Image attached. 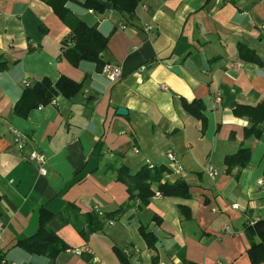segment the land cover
I'll list each match as a JSON object with an SVG mask.
<instances>
[{"label":"crops","instance_id":"0c3cea01","mask_svg":"<svg viewBox=\"0 0 264 264\" xmlns=\"http://www.w3.org/2000/svg\"><path fill=\"white\" fill-rule=\"evenodd\" d=\"M67 5L108 37L101 59L119 66L121 75L112 81L104 65L98 70L88 60L73 65L62 54L72 45L70 30L43 1L0 0L3 264H251L250 243L260 240L251 226L264 219V121L259 137H244L250 121L233 109L264 98V0H140L132 15ZM147 23L151 33L144 30ZM239 43L253 49L262 65L241 59ZM237 61L242 65L232 66ZM62 75L82 82L76 95L57 94L26 116L15 113L25 82L31 86L42 77L55 82ZM193 99L204 105V124L182 107L181 100ZM11 127L28 136L23 150ZM240 146L251 148L249 163L227 171L224 156ZM168 149L176 152L182 170L164 173V179H184L190 197L156 191L144 205L138 197L129 199L117 168L169 167ZM32 150L46 156V174L25 160ZM209 164L215 176L206 172ZM70 203L79 213L124 207L87 239L74 225L81 217L63 225L57 234L70 248L53 261L17 243L37 232L42 208L64 211ZM180 203L189 206L190 219L180 214ZM141 228L155 236L151 246Z\"/></svg>","mask_w":264,"mask_h":264},{"label":"trees","instance_id":"16d2710c","mask_svg":"<svg viewBox=\"0 0 264 264\" xmlns=\"http://www.w3.org/2000/svg\"><path fill=\"white\" fill-rule=\"evenodd\" d=\"M49 5L54 13L68 26L69 41L72 42L70 47L64 48L62 54L73 64L76 65L81 60L92 61L99 70L104 65L101 59V52L106 48L108 37L102 34L95 25H89L84 20L74 15L69 7L68 2H77L82 6L93 9L98 12L106 8L97 0H41ZM112 4V8L121 10L128 15H132L140 0H107ZM32 51L33 49H29ZM239 57L245 61H251L262 65V61L257 53L246 46L238 44ZM82 87V82L72 80L66 76H60L58 80L52 82L48 77H42L33 85L26 86L21 96L17 100L14 111L16 114L26 116L28 112L38 106L45 105L52 101L57 94H62L67 98L76 95ZM184 110L194 117L201 119L204 124V115L202 109L204 105L200 99L192 101L181 100ZM237 116H246L250 125L244 128V137H259L262 133L261 123L264 121V98L256 104L239 103L233 109ZM251 148L249 146H240L235 153L227 154L223 158L226 170L232 167H245L250 160ZM172 169L166 165H143L135 172H131L125 165H121L116 170V179L126 185L128 198L138 197L141 204H147L150 197L155 192L163 196L177 198H189L190 190L188 183L177 178L174 181L164 179V173L171 172ZM120 206L116 211L122 210ZM178 210L185 219L191 218V211L188 205L178 204ZM116 211H109L99 215L96 211L79 213L75 204L70 203L61 211L50 212L44 208L41 210L39 217V227L35 234L27 238L18 240V244L35 255H45L54 260L55 256L70 248L69 244L63 240L57 231L65 224L75 218L81 217L80 225L76 226L78 232L87 239L89 234L102 228L104 218L112 216ZM250 227V226H249ZM258 231L260 240L251 241L249 253L251 264H256L264 260V219H259L251 226ZM142 236L151 246L155 241V236L149 230L141 228ZM87 260L92 256L81 253ZM3 258L0 256V264H3ZM186 264H195L187 262Z\"/></svg>","mask_w":264,"mask_h":264},{"label":"built area","instance_id":"2783aa9c","mask_svg":"<svg viewBox=\"0 0 264 264\" xmlns=\"http://www.w3.org/2000/svg\"><path fill=\"white\" fill-rule=\"evenodd\" d=\"M145 7V6H143ZM90 12H92V9L89 10ZM121 27H124V25H121ZM144 30L146 33H151V31L153 30V25L151 23H147L144 24ZM33 47H35L33 45ZM242 63L240 61H237L235 63L232 64V66H241ZM147 64H142L140 66V70H145L147 68ZM103 71L108 75V78L112 81L117 80L120 75H121V69L119 66H112V65H104L103 67ZM26 85H29V82H25ZM217 99H219V96L217 97ZM54 102V100H53ZM11 133L13 134V139H14V143L17 146V148L19 150H23V148L25 147L27 141H28V136L23 133L21 130L15 128V127H11L10 128ZM134 152H138V150L135 148ZM166 159L169 162V167L174 170V171H179L182 170V164L176 154V152L172 149H168L165 153ZM25 160H27L28 162H31L33 164L36 165L38 172L42 175L46 174L47 169H46V156L42 153L39 152L37 150H32L31 152H29L28 154H26L24 156ZM150 167H153V165H149ZM206 172L208 173V175L210 176H215L217 174V170L214 168L213 165H208L206 167ZM156 195H159V192H156ZM97 210V208H95ZM99 215H102L101 212H97ZM110 223H112V221H110ZM1 231H2V225L0 224V237H1ZM226 233L231 234L232 230L228 227H226L225 229ZM74 252L76 254H81L82 251L75 249ZM130 264H141L139 261H133ZM154 264H167L164 261H157Z\"/></svg>","mask_w":264,"mask_h":264},{"label":"water","instance_id":"95a60500","mask_svg":"<svg viewBox=\"0 0 264 264\" xmlns=\"http://www.w3.org/2000/svg\"><path fill=\"white\" fill-rule=\"evenodd\" d=\"M102 6H104L105 8H111L112 7V4L107 1V0H97ZM212 5V2H210L207 7H210ZM172 71L173 72H176L177 74L179 73V69L177 67H173L172 68ZM235 103H231L230 106H234ZM117 113L120 114V115H126L127 113V109L124 108V107H118L117 109Z\"/></svg>","mask_w":264,"mask_h":264},{"label":"rangeland","instance_id":"374dc122","mask_svg":"<svg viewBox=\"0 0 264 264\" xmlns=\"http://www.w3.org/2000/svg\"><path fill=\"white\" fill-rule=\"evenodd\" d=\"M114 12L116 13V12H117V9H114V8H113V10H112V14H113Z\"/></svg>","mask_w":264,"mask_h":264}]
</instances>
